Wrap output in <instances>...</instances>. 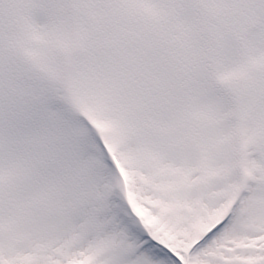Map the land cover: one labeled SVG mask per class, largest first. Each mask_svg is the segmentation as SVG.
I'll list each match as a JSON object with an SVG mask.
<instances>
[{
  "label": "snow or ice",
  "instance_id": "6c2138e0",
  "mask_svg": "<svg viewBox=\"0 0 264 264\" xmlns=\"http://www.w3.org/2000/svg\"><path fill=\"white\" fill-rule=\"evenodd\" d=\"M0 264H264V0H0Z\"/></svg>",
  "mask_w": 264,
  "mask_h": 264
}]
</instances>
